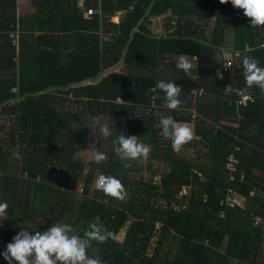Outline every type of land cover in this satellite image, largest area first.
<instances>
[{"label":"trees","instance_id":"1","mask_svg":"<svg viewBox=\"0 0 264 264\" xmlns=\"http://www.w3.org/2000/svg\"><path fill=\"white\" fill-rule=\"evenodd\" d=\"M30 6L23 19L17 0H0V202L9 205L0 217V264L21 228L34 234L64 222L82 236L97 216L109 235L88 255L103 264H264V93L248 89L255 101L245 107L241 96L224 95L230 84L246 86L235 53L264 67V27L252 28L243 10L219 0ZM182 54L194 61L191 76L176 69ZM158 80L182 88L178 109L164 106ZM198 89L204 95L194 103ZM192 108L199 140L177 153L160 134V116L189 124ZM93 118L111 130L100 165L78 156ZM122 133L150 146L146 163L119 159L113 140ZM235 145L231 180L226 158ZM188 149L193 157L182 153ZM100 174L121 180L127 198L96 190ZM228 196L241 205L228 208Z\"/></svg>","mask_w":264,"mask_h":264},{"label":"clouds","instance_id":"2","mask_svg":"<svg viewBox=\"0 0 264 264\" xmlns=\"http://www.w3.org/2000/svg\"><path fill=\"white\" fill-rule=\"evenodd\" d=\"M219 2L221 4L230 2L234 8L243 10L252 28L264 27V0H219ZM220 51L224 55H230L224 49ZM235 55L241 59L246 86L240 89L233 88L230 84L224 88V95L234 94L242 97L254 86L264 93V67H260L259 61L251 55L239 52ZM175 65L177 70L183 71L186 76H191L193 64L188 55H180ZM160 70L163 71V66ZM216 75L219 79H223L219 71ZM156 88L165 94L164 106L167 109L176 110L181 106L182 101L179 97L182 88L175 82L158 80ZM92 123L99 128L103 137L111 135L108 125L102 124L99 118H93ZM159 125L161 136L171 141V147L177 153L195 137L194 130L188 123L177 122L170 115L161 114ZM113 145L115 154L122 161L143 163L151 151L150 146L142 143L137 136L126 137L123 133L113 140ZM84 152H90L92 160L97 165L108 159L107 154L97 150L94 145H90V150ZM124 167L130 168L131 164L125 163ZM95 188L106 196L120 201L125 200L128 195L121 180L113 175H98L95 179ZM8 207L7 202H0V217L6 215ZM108 235L99 216L89 223L88 229L82 236L77 234L70 224L64 222H55L48 230H37L34 234L21 228L13 237V241L7 245L3 258L8 261V264H103L100 257H90L88 249L92 242H105Z\"/></svg>","mask_w":264,"mask_h":264},{"label":"built area","instance_id":"3","mask_svg":"<svg viewBox=\"0 0 264 264\" xmlns=\"http://www.w3.org/2000/svg\"><path fill=\"white\" fill-rule=\"evenodd\" d=\"M93 14V11L92 10H86L85 11V15H92ZM11 38L13 40H15L14 36L11 35ZM15 41H13L12 43H14ZM227 66H230V62H227L226 64ZM192 96H193V102L196 103L199 101V99L204 95V91L202 89H198V90H193L191 92ZM255 101V97L252 95V94H246L244 96H242L239 100H238V104L245 107L247 106L248 104H251V103H254ZM117 102H121L119 99H117ZM151 106L154 107L155 106V98L152 97V100H151ZM191 123L194 125L195 123V119H196V112H195V108H192L191 111ZM195 140H199V137L198 136H195L194 137ZM240 147L238 145H235L233 147V150L231 153H229V155L227 156L226 158V168L227 170L229 171V174H230V179L231 180H234L235 176L234 174L237 172L238 170V167H239V159L237 157V153L240 152ZM244 175L243 174H240V181L244 180ZM186 188H183V191L184 193H186ZM81 190V189H80ZM233 191L232 190H229V193H232ZM225 205L228 207V208H234L236 205H241L239 203V201L237 200V198H233L231 196H228L225 200ZM223 216V215H221ZM259 220V219H257Z\"/></svg>","mask_w":264,"mask_h":264},{"label":"rangeland","instance_id":"4","mask_svg":"<svg viewBox=\"0 0 264 264\" xmlns=\"http://www.w3.org/2000/svg\"><path fill=\"white\" fill-rule=\"evenodd\" d=\"M24 5H27V1L24 0ZM24 19V17H23ZM111 20L113 22H117L118 21V15H115L111 18ZM162 24H164L162 22V20L160 21H156L155 22V27L156 28H161ZM210 30H207L206 35H210ZM227 64V63H226ZM209 99H213V98H209ZM102 124H107L106 120L105 121H101ZM87 132L89 134V136L85 139L86 141L84 142V145L81 144L80 149L78 150V156L80 158H82V161L84 163H86L88 160L92 159L91 157V153L90 152H84V151H88L90 150V145H94L97 150H101L103 151L104 149H106L107 146V142H108V138L107 137H103L102 134L99 131V128L94 126L93 123L92 124H88L87 126ZM188 153V152H187ZM144 163H146V161H144ZM81 185H79L77 192L79 193V189H80ZM186 190V189H185ZM182 194H184V191H182Z\"/></svg>","mask_w":264,"mask_h":264},{"label":"crops","instance_id":"5","mask_svg":"<svg viewBox=\"0 0 264 264\" xmlns=\"http://www.w3.org/2000/svg\"><path fill=\"white\" fill-rule=\"evenodd\" d=\"M27 1V5H24V0H17V5H18V13L21 17L25 16L26 14L30 13L31 12V6H30V0H26ZM80 3H83V0H80ZM227 59H229L228 55H226ZM193 66L195 65L194 64V61H191ZM227 121V120H225ZM189 125L193 128L194 130V125L191 123V121L189 122ZM196 136V135H195ZM188 152V153H187ZM184 154L185 157H188V156H194V153H193V150L191 149H188V150H184L182 152ZM259 175H261L260 172H257Z\"/></svg>","mask_w":264,"mask_h":264}]
</instances>
